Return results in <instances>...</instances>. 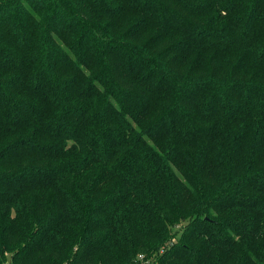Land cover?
<instances>
[{"label":"trees","instance_id":"obj_1","mask_svg":"<svg viewBox=\"0 0 264 264\" xmlns=\"http://www.w3.org/2000/svg\"><path fill=\"white\" fill-rule=\"evenodd\" d=\"M138 254L264 264V0H0V264Z\"/></svg>","mask_w":264,"mask_h":264},{"label":"built area","instance_id":"obj_2","mask_svg":"<svg viewBox=\"0 0 264 264\" xmlns=\"http://www.w3.org/2000/svg\"><path fill=\"white\" fill-rule=\"evenodd\" d=\"M145 262H147V259L142 254H138L131 264H144Z\"/></svg>","mask_w":264,"mask_h":264},{"label":"rangeland","instance_id":"obj_3","mask_svg":"<svg viewBox=\"0 0 264 264\" xmlns=\"http://www.w3.org/2000/svg\"><path fill=\"white\" fill-rule=\"evenodd\" d=\"M182 227H183V223L177 225V226L174 228V231H176V232L179 234V233L181 232V230H182ZM65 264H68V263H65Z\"/></svg>","mask_w":264,"mask_h":264}]
</instances>
